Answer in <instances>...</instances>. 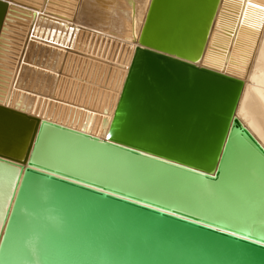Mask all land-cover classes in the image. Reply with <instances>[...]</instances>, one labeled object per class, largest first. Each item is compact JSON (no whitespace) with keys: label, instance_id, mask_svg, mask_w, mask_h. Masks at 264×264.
Returning a JSON list of instances; mask_svg holds the SVG:
<instances>
[{"label":"bare ground","instance_id":"6f19581e","mask_svg":"<svg viewBox=\"0 0 264 264\" xmlns=\"http://www.w3.org/2000/svg\"><path fill=\"white\" fill-rule=\"evenodd\" d=\"M1 1L0 15L8 11L0 30V103L99 139L110 128L109 137L212 170L221 124L211 115H222L232 93V114L264 147V23L251 9L245 19L239 0H216L213 10L211 0H198L166 17L171 0H159V35L136 43L74 23L77 0ZM137 44L161 45L240 82L214 80L176 61L152 66L154 57ZM35 147L40 164L114 186L132 188L133 178L151 171L155 192L168 180L146 161L47 125ZM26 171L0 233V264H264L230 237ZM14 179L0 166V224ZM196 191L214 196L206 184Z\"/></svg>","mask_w":264,"mask_h":264},{"label":"water","instance_id":"95a60500","mask_svg":"<svg viewBox=\"0 0 264 264\" xmlns=\"http://www.w3.org/2000/svg\"><path fill=\"white\" fill-rule=\"evenodd\" d=\"M164 1L161 0V2ZM194 1L198 0L184 2L171 0L163 17L180 11ZM211 1L213 10L216 0ZM158 2L159 0H77L73 22L133 43L145 41L147 38L156 39L155 36L159 35L156 28L163 18L157 17L156 14ZM1 4L3 2L0 0ZM7 11L8 6L0 15V30ZM129 32L131 37L128 35ZM137 46L141 47L145 54L150 55L151 60L154 57L151 62L147 60V63L151 65L176 61L184 68H190L214 80L231 84L240 82L233 76L198 66L189 61L192 59L173 56L171 54L173 51L161 45L153 46L154 48L138 44ZM179 93L183 94V92ZM122 94L119 95V100ZM231 96L233 99L232 93ZM232 99L228 98V107L225 111H221L222 115H211L213 123L221 124L215 140L216 144L218 141L220 143L219 148L216 149L217 156L212 170H206L192 164L193 161H184L142 144L117 136L109 137L110 128L106 138L99 139L88 132L39 118L0 103V166L8 167L12 173L15 172L12 191L0 224V233L9 213L19 178L22 171L27 168L26 172L31 170L46 174L68 184L105 193L110 198L135 205L144 211L157 212L163 217L193 224L208 233L230 237L264 259V215H260L262 216L260 219H254L258 212L264 211V147L240 119L232 114ZM114 116L112 115V119ZM45 125L60 132L69 131L77 134L113 152H122L126 158L146 161L151 165V169L160 168L162 170L159 173L160 180L168 179L164 182L165 189L155 192L154 186L158 181L154 171H151L150 175L143 174L139 178H133L134 187L131 188L127 183L114 186L40 164L34 160L33 155L41 129ZM222 127H226L225 131H222ZM20 150L21 155H19ZM192 181H196V184L192 185ZM201 184L210 186L214 196L210 198L207 194L199 196L196 186ZM203 192H205L204 189Z\"/></svg>","mask_w":264,"mask_h":264},{"label":"snow or ice","instance_id":"6c2138e0","mask_svg":"<svg viewBox=\"0 0 264 264\" xmlns=\"http://www.w3.org/2000/svg\"><path fill=\"white\" fill-rule=\"evenodd\" d=\"M239 4L245 19L248 18L249 10L251 9L258 12V20L264 23V3H255L253 0H239ZM74 31H78V29H74ZM128 35L131 37V32H129Z\"/></svg>","mask_w":264,"mask_h":264}]
</instances>
